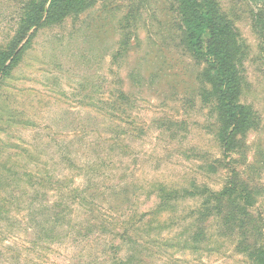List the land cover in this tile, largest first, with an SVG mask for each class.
Wrapping results in <instances>:
<instances>
[{
    "label": "rangeland",
    "instance_id": "rangeland-1",
    "mask_svg": "<svg viewBox=\"0 0 264 264\" xmlns=\"http://www.w3.org/2000/svg\"><path fill=\"white\" fill-rule=\"evenodd\" d=\"M28 1L0 0V46L13 37ZM217 1L247 49L241 101L257 114V125L230 153L217 141L222 121L213 87L186 47L174 0H91L62 24L31 32L0 87V264H112L105 252L114 232L153 207L152 183L216 192L229 179L244 183L256 197L254 223L264 224V41L255 28L264 0ZM124 37L130 43L121 50ZM69 154L76 168L65 163ZM46 171L68 181L75 196L61 202L57 190L31 189L27 172ZM92 185L102 197L92 201V214H80L74 199ZM198 204L186 200L144 220L153 223L148 264L247 263L217 222L189 226ZM61 209L65 223L58 226ZM101 222L102 246L90 228L96 233ZM194 231L205 232L199 243L188 241Z\"/></svg>",
    "mask_w": 264,
    "mask_h": 264
},
{
    "label": "trees",
    "instance_id": "trees-1",
    "mask_svg": "<svg viewBox=\"0 0 264 264\" xmlns=\"http://www.w3.org/2000/svg\"><path fill=\"white\" fill-rule=\"evenodd\" d=\"M174 1L181 19L186 47L196 59L205 64L203 77L213 87L216 109L222 121L217 141L224 153L235 152L237 137L247 134L257 125L255 110L251 105L241 101L246 86L244 62L247 49L238 29L222 11L217 0ZM243 1L258 4L257 0ZM90 3L91 0H29L22 8L13 37L5 45L0 46V87L13 76L15 67L19 65L24 50L30 43L32 31L37 32L60 25L69 17L84 12L90 7ZM259 4L260 13L255 20V28L264 41V5ZM124 28L127 29L128 26L125 25ZM129 43L128 38L124 37L121 41V50L127 48ZM123 97L129 99L126 95ZM22 124L30 126V121H24ZM116 140V138L111 140L114 145L117 144ZM29 156L27 148L25 157ZM64 160L65 163H72L74 159L69 154ZM75 166V163H72L71 168H76ZM36 172L26 174L29 187L36 189V193L52 188L61 196V202L75 196L76 188L64 186L68 181L58 176L54 177L50 171L43 172L41 176ZM149 187L150 198L154 200V204L151 205L153 207L135 212L134 217L126 219L120 229L114 232L117 240L112 242L109 245L111 247L105 252H110L112 264H148V238L152 235L150 228L153 227V223L152 221L144 223V220L161 212L172 211L177 204L193 199H197L199 204L189 215L188 224L191 228L194 222H199V225L217 222L222 229V237L234 238L235 250L245 257L247 261L245 264H264V224L261 219H256L254 223L253 211L256 210L257 201L253 190L247 185L244 183L238 185L229 179L218 192L208 187L198 191H189L185 188L169 189L159 183H152ZM102 191L100 187L95 188L92 185L89 195L81 198L77 196L74 202L78 205V212L81 214L82 209L92 214L94 210L92 201L97 200L99 196L102 197ZM56 207H59L58 203L52 208ZM64 213L65 209H61L60 213L54 215V224L64 225ZM106 226V222L99 223L96 233L93 227H90L91 234L97 235L96 240L101 246L102 240L105 239ZM146 228L149 229L146 231ZM204 233L194 231L193 238L188 241L199 243V238L204 236ZM88 234L90 233H85L83 237L88 238ZM119 242L122 245H119ZM162 242L161 239L158 243L159 249L163 247ZM124 245L128 247L126 251L123 249ZM186 245L187 248H192L189 244ZM123 251L126 255H121Z\"/></svg>",
    "mask_w": 264,
    "mask_h": 264
}]
</instances>
